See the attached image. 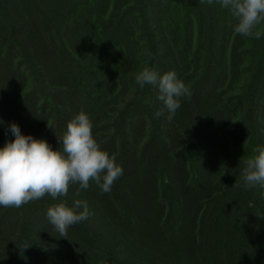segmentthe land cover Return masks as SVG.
<instances>
[{"label": "trees", "instance_id": "trees-1", "mask_svg": "<svg viewBox=\"0 0 264 264\" xmlns=\"http://www.w3.org/2000/svg\"><path fill=\"white\" fill-rule=\"evenodd\" d=\"M234 24L215 0H0V148L16 123L58 150L83 110L123 167L106 194L0 207V264H264V188L242 175L264 147V36ZM144 67L190 86L171 122ZM76 199L91 215L61 236L47 210Z\"/></svg>", "mask_w": 264, "mask_h": 264}, {"label": "clouds", "instance_id": "clouds-1", "mask_svg": "<svg viewBox=\"0 0 264 264\" xmlns=\"http://www.w3.org/2000/svg\"><path fill=\"white\" fill-rule=\"evenodd\" d=\"M206 2L211 5L214 0ZM215 2L230 12L235 34L254 39L264 36V0ZM135 82L141 88L151 85L157 90V99L164 107L155 116L160 118L166 110L168 122L181 107L182 98L191 97L190 86L175 71L161 74L155 68L144 67L136 74ZM93 129V121L81 110L67 123L66 131L57 135L61 146L53 150L46 139L23 135L20 126L12 123L8 130L15 140L0 148V207L20 208L46 195L59 200L77 185V196L93 183L101 194L109 193L123 176V167L117 163L116 153L102 148ZM254 151L257 154L245 161L242 173L246 189L264 188V147ZM46 215L54 230L66 236L70 227L87 220L91 212L87 201L76 199L71 205L66 200L53 204Z\"/></svg>", "mask_w": 264, "mask_h": 264}]
</instances>
